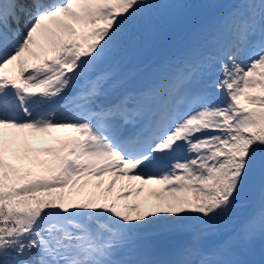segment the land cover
I'll return each mask as SVG.
<instances>
[{"label": "snow or ice", "instance_id": "6c2138e0", "mask_svg": "<svg viewBox=\"0 0 264 264\" xmlns=\"http://www.w3.org/2000/svg\"><path fill=\"white\" fill-rule=\"evenodd\" d=\"M183 7L0 0V264H264V0H221L135 67Z\"/></svg>", "mask_w": 264, "mask_h": 264}, {"label": "rangeland", "instance_id": "374dc122", "mask_svg": "<svg viewBox=\"0 0 264 264\" xmlns=\"http://www.w3.org/2000/svg\"><path fill=\"white\" fill-rule=\"evenodd\" d=\"M204 1L205 0H194V4H195V6L197 8H200V7L203 6ZM220 2H221V0H211V1H208L207 4L210 5V7H211L212 10H215V9L217 10V6H218V4ZM183 5H186V4L183 3ZM182 13L185 14V15L193 16L192 8H191V6L189 4L186 5V7H183L182 8ZM179 19L183 20V18L181 16H180ZM181 25L182 24L180 23L179 26H181ZM192 29L193 28L191 26H189V25L185 26V29H184V31H181L182 32V35H180V37L178 38V40L184 39L185 36H186V34L189 33ZM151 46H152V42L150 40L146 41L145 50L146 49H150ZM153 61L156 62L157 59H155ZM149 64H153V62H152L151 59H148L144 63H141L140 65L135 66V67L142 68V67H144L146 65H149ZM16 70L17 69L13 68L7 74H11V72H14ZM32 135L34 137L32 139V142H31L32 143V147L33 148H36V149H41L42 150V149H44L46 147H52V145H54L55 143L57 145V141L59 139L69 138V137L75 135V133L71 129H65V130H50L48 133H35V134H32ZM46 155L47 154L41 152V157L46 156ZM104 179H105V183H107V180L109 178L108 177H104ZM122 184L126 186L127 185V181H118L117 182L116 189L113 192V195H116V194L119 193ZM158 187H160V186H156V185H148V186H146L147 191L141 193L139 197H137L133 193V195L130 196L129 198L134 197V199H133V201H130L129 200V202H136V201L144 200L146 198L151 199V198L148 197V188H158ZM246 199H251V197L246 194ZM245 211H246V209L244 208L243 215L245 214ZM234 214H237L238 215L237 218H240L241 217L240 216L241 213L239 211V208L236 209V211H235Z\"/></svg>", "mask_w": 264, "mask_h": 264}, {"label": "bare ground", "instance_id": "6f19581e", "mask_svg": "<svg viewBox=\"0 0 264 264\" xmlns=\"http://www.w3.org/2000/svg\"><path fill=\"white\" fill-rule=\"evenodd\" d=\"M108 178H109V177H108ZM127 183H128V182H127ZM132 183H133L134 185H136L137 187L140 186V185H139V182H134V181H133ZM126 186H127V185H126ZM126 186H125V189L127 190V187H126ZM156 186H158V185H156ZM145 191H147L146 186H145ZM133 193H134V191H133ZM134 194H135V193H134ZM133 199H134V197L129 198L130 201H133ZM140 201H143V200H140Z\"/></svg>", "mask_w": 264, "mask_h": 264}, {"label": "trees", "instance_id": "16d2710c", "mask_svg": "<svg viewBox=\"0 0 264 264\" xmlns=\"http://www.w3.org/2000/svg\"><path fill=\"white\" fill-rule=\"evenodd\" d=\"M41 159H51V157L48 155V156L41 157Z\"/></svg>", "mask_w": 264, "mask_h": 264}]
</instances>
